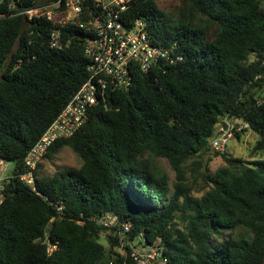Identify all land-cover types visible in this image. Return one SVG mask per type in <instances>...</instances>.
Listing matches in <instances>:
<instances>
[{"label":"trees","instance_id":"16d2710c","mask_svg":"<svg viewBox=\"0 0 264 264\" xmlns=\"http://www.w3.org/2000/svg\"><path fill=\"white\" fill-rule=\"evenodd\" d=\"M159 1L131 0L123 21L143 20L181 60L109 93L107 107H93L42 160L67 147L81 166L44 175L41 162L29 185L19 178L24 158L86 80L88 59L75 27L23 14L48 0H0V161L14 165L0 205V264H135L134 243L159 248L169 264H264V159L254 157L264 153L255 79L264 0H177L169 11ZM225 118L249 125L233 139L257 135L249 160L211 150ZM212 157L224 163L213 172ZM110 215L130 231L92 220Z\"/></svg>","mask_w":264,"mask_h":264},{"label":"built area","instance_id":"2783aa9c","mask_svg":"<svg viewBox=\"0 0 264 264\" xmlns=\"http://www.w3.org/2000/svg\"><path fill=\"white\" fill-rule=\"evenodd\" d=\"M49 1V0H48ZM131 0H54L40 3L24 11L28 19L45 18L60 27L73 26L83 41L84 55L88 59L87 78L71 97L64 108L49 124L36 143L26 154L25 174L20 180L33 185V173L49 147L57 140L73 136L83 126L89 111L101 105L107 107L109 93L127 91L133 84L136 72H147L158 64L173 65L181 60L171 56L165 47L157 46L146 30L143 20L129 25L124 23L123 14ZM57 34L52 35V44L57 45ZM255 79L263 80L258 104L264 103V53L261 73ZM225 123V129L222 128ZM218 125L217 136L210 140L213 152L224 153L226 145L235 132L248 129L247 123L238 119L225 118ZM221 132V134H219ZM0 163H3L0 161ZM0 178V205L3 201L4 180ZM61 211V207H57ZM94 222L105 228H117L127 233L128 223L119 224L117 217L105 216ZM141 239L142 236L140 235ZM131 245L130 258L135 264H169L159 248L135 247ZM123 246V243L121 244Z\"/></svg>","mask_w":264,"mask_h":264},{"label":"rangeland","instance_id":"374dc122","mask_svg":"<svg viewBox=\"0 0 264 264\" xmlns=\"http://www.w3.org/2000/svg\"><path fill=\"white\" fill-rule=\"evenodd\" d=\"M159 6L163 8L165 11H169L172 7L177 4V0H160L158 2ZM218 133L217 128L214 131V134L211 139L215 138ZM257 135L253 132H248L244 134L240 140L231 139L226 145L225 153L241 159L249 160V155L251 149L254 147ZM209 156H206L204 159H207ZM256 159H264V153H259L254 155ZM156 165L168 173L170 179L174 178L173 171L169 168L166 159H158L156 161ZM224 165L223 161L219 157H212L208 166L210 170L213 172L219 167ZM41 173L44 175H51L55 171L65 168H79L81 166V161L76 154H74L69 148L64 147L60 150V152L54 157L52 162L50 161H42L41 165ZM13 163L3 162L0 163V178L11 176L13 170Z\"/></svg>","mask_w":264,"mask_h":264},{"label":"water","instance_id":"95a60500","mask_svg":"<svg viewBox=\"0 0 264 264\" xmlns=\"http://www.w3.org/2000/svg\"><path fill=\"white\" fill-rule=\"evenodd\" d=\"M49 1H54V0H49ZM254 100V99H253ZM255 101H253V104H254ZM222 128L225 129V123H222ZM221 134V132L219 133Z\"/></svg>","mask_w":264,"mask_h":264}]
</instances>
